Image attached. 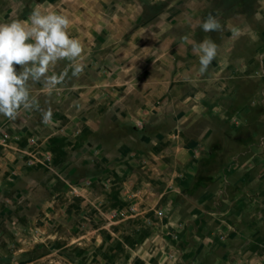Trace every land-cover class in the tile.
Segmentation results:
<instances>
[{
	"label": "rangeland",
	"instance_id": "obj_1",
	"mask_svg": "<svg viewBox=\"0 0 264 264\" xmlns=\"http://www.w3.org/2000/svg\"><path fill=\"white\" fill-rule=\"evenodd\" d=\"M0 1L4 4L5 0ZM12 1L13 8H24V14L37 3L44 6L49 2ZM54 4L59 10L62 7L64 11L73 10L76 13L70 17L72 21L85 23L89 30L100 28L102 34L104 27L122 20L130 23V28L139 27L134 50L139 55L128 60L131 54L121 53L116 56L121 61H111L104 54L109 46L96 45L91 53L97 60L86 64L87 74L75 78L69 73V78L51 95L42 92L41 84L32 85L43 109L51 107L53 113L74 109L68 115L75 117L77 124L69 129L53 117L45 125L41 113L31 111L37 123L29 125L33 131L29 144L45 147L41 150L51 160L54 157L58 168L55 167L56 173L52 172L37 160L28 164L39 165L19 163L13 166L14 174L0 176V264H55L58 254L53 253L55 249L51 246L57 241H69L72 230L82 232L85 228L82 216L87 212L103 214L106 209L101 202L107 199L101 197L114 198L110 207L127 212L124 198L130 192L137 194L139 186L133 184L134 174L139 175L148 167L155 170L153 167L162 155L173 161L175 151L183 150L187 140L192 148H186V152L191 151L198 160L193 178L214 198L201 207L216 216L217 226H228L220 230L219 236L208 240L211 247L204 260L208 263L213 255L221 257L229 250L249 249L250 257L258 260L257 264H264V0H54ZM209 13L221 22L222 32L202 31L200 25ZM233 26L239 29V35L232 34ZM130 33L127 29L126 36ZM185 36L195 42L210 36L217 43V58L207 72H199L198 57L184 41ZM65 64L59 62L57 71L63 70ZM165 71L171 77L166 93L168 101L164 103L159 98L156 101L160 103L155 104L152 101L159 90L153 81L157 75L168 79ZM85 87L91 88L97 98H103L95 116L106 106L111 110L121 106L120 112L115 109L99 119L93 131L84 125V118L88 117L85 110L77 112L79 107L74 105L75 90ZM108 91L115 93L113 98ZM109 101L112 103L108 104ZM173 104L176 107L169 110L167 106ZM2 122L10 120L0 115ZM6 133L8 139L10 134ZM180 137L183 140L178 141ZM200 152L202 155L194 157ZM16 157V161L20 160ZM157 173L149 180L155 182L153 189L158 193L162 188L159 183L168 171ZM127 174L132 176L131 181L122 186L124 194L120 198L119 189L106 190L105 182L110 184L112 176L116 181ZM176 176L182 178L181 174ZM71 181L82 182L79 184L87 185L90 191L73 201L68 196ZM66 184L71 187L65 188ZM55 191L68 201L50 211L53 208L50 203L41 202L49 194L55 195ZM93 191L94 205L89 202L93 200ZM166 210L157 206L159 215ZM137 211L138 208L132 212ZM48 215L46 227L54 235L43 236L36 227L33 234L27 231L29 226H40ZM13 236H20L18 244L23 245L18 253L12 251L16 243ZM109 236L106 234L104 244L111 249L116 242L113 235ZM101 244L95 241L90 245L98 251L95 257H109L110 252ZM66 249L71 251L62 254L66 264H87L88 249L81 239Z\"/></svg>",
	"mask_w": 264,
	"mask_h": 264
},
{
	"label": "crops",
	"instance_id": "obj_2",
	"mask_svg": "<svg viewBox=\"0 0 264 264\" xmlns=\"http://www.w3.org/2000/svg\"><path fill=\"white\" fill-rule=\"evenodd\" d=\"M53 1L54 0H49V2L44 4L43 7L46 9L50 8L62 11L69 17L75 16L76 12H73L71 9H68L67 11L63 10L65 7H62L60 10L57 9V5H53ZM12 3V0H5L4 4L0 1V22H7L11 18L27 19L28 14L23 13L24 8H13L14 6ZM127 29H130L131 32L128 36H126ZM138 29H133V27L130 28V23L122 20L118 24L116 23L108 27H104L102 34L100 28L89 30L85 27V23L78 24L72 21V27L69 31L72 35L81 40L86 50L84 63L90 65L91 61L97 60V56L91 53V51H93V47L96 45L109 46V48L104 49V54H106L111 61H121L118 57H116L121 53L131 54L128 56V60L131 56H133V59H136V56L139 55L134 52L135 46L139 40L137 32ZM124 60L125 58L123 61ZM57 65L54 66L52 69L53 71H55ZM65 65L67 66V62ZM119 71L120 68L116 73ZM56 72L59 73L57 68ZM84 73H88L87 66ZM164 73L167 74V71ZM167 75L169 77L168 79H166L167 77L164 78L162 75H157V79L153 81L156 85V89L159 90V93H156L157 97H154V101H152L155 104L160 103V101H156V99L159 98H161L160 100H163L164 103L168 101L166 93L168 92L167 90L170 89H168V87L171 77L169 74ZM99 92L100 91L98 90L97 93ZM75 93L77 96V99L74 102L75 108L79 107L77 112H80L83 109L85 110L88 117L84 118V125H89V130L92 131L99 125V119L111 114V112L115 109L119 110L121 107L112 108L111 110L109 106H106V110L101 111L95 116L94 114L99 110V106L97 105L101 100H103L102 96L97 98L93 95V91L89 87L75 90ZM107 94L110 98H113L115 93L113 91H108ZM116 94L119 93L117 92ZM49 97L50 96H47L46 98ZM51 99L52 98H50V100ZM111 103L112 102L109 101L108 104ZM166 105H169V102ZM167 107L171 110L174 109L176 105ZM72 110L74 109L69 110V112L64 110L59 113L54 112L53 117L58 122L66 124L69 129H73L77 124V119L68 115ZM35 113L38 114V112ZM62 113L65 115H62ZM135 115V118L139 116L137 113ZM121 117L123 116L121 115ZM90 118L94 119L90 120ZM30 123H37V119L33 117L31 111H24L23 109H21L17 120H10L9 123H0V130L10 134V137L6 139L5 143L0 142L1 177L8 175L9 172L14 174L16 167L14 168L13 166H16L19 163H24L28 166L39 165L38 162L34 165L28 164L37 160L42 161V167H46L48 170H53L52 172L55 171L56 173V168L58 167L56 166L54 157L53 160H51V158L49 161L45 160L44 155L46 156V152L41 150L45 149V147L42 148V146L37 147L29 144V137L30 135H33L31 134L33 131H30L29 129ZM167 137L169 138L168 135ZM169 139L171 140V138ZM181 140H183V137L178 139V141ZM186 142V147H184L183 150L179 149L180 151H175L173 161H167L165 159V155H162V158L159 157L156 161L157 165L153 167L155 170L148 167L145 171L140 172L139 175L134 174L132 177L127 174L126 177H122L123 183L121 182V177H119L120 179L117 178L116 181H114L113 179L116 178L114 176L111 177L110 184L105 182L106 190L109 189V191H111V189H119L117 193L119 198L122 194H124L123 188L125 187V182L130 180L131 177L133 179V184L139 185L136 188L137 194L136 192H130L131 195L128 194L127 197L125 196L124 198V208L127 212L124 211V213H121L119 209H112V207H110V203L111 201H114V198L109 199L108 196L101 197L100 199H104V197L107 199V201L104 200L105 202H101L103 209H106L103 214L102 212L99 213L96 211L87 212L84 216H82L83 224H85V228L82 232L73 233L72 230L70 231L71 239L69 241H57L55 245L53 244V246H51L55 249L53 253L58 254L55 264H66V262L62 260V254L66 251L71 252L66 249V247L79 239L87 245V251L89 254V257L87 256L89 258L87 264H257L258 260L255 261L254 258L250 257V254H248V252H250L249 249L229 250L221 257L213 255L211 261L209 260L208 263L204 260L205 253L210 252L211 246L209 245L208 240L219 236L220 230H226L228 226L225 224L217 226L218 222L216 220V216H212L211 214L209 215V213H206V211L201 207L202 205L209 204L214 198L208 191L204 190L206 187L201 185V182H199L198 179L194 180L193 173L195 172L194 169L197 168L198 160L197 158H193L191 151L186 152V148H192L191 141L187 140ZM118 154L122 156V152H119ZM198 155H202V153H195L194 157ZM16 156H19L20 160L16 161L15 158H18ZM158 171H168V175H166L163 180L160 178L163 182L159 183L158 180H156V183L162 185V188H160L157 193L153 189L155 182L150 181L149 179L158 176ZM179 174L182 175V178H178V176H176ZM174 178H176L177 181L174 180ZM76 183L78 182L71 181L72 187L70 184H66V186H64L65 188L68 186L71 187L70 192L68 190V196L73 199V201H75V198L83 197L84 194L87 193L86 190L90 189L89 187H86L87 185L81 186L79 183L82 182H79L78 184ZM73 185L80 188H74ZM74 189H76L77 192H74ZM58 193L59 192L56 191L55 195L48 193L49 195L46 201L41 203H43V205L45 203H50L49 205L53 207L49 209L50 211L55 210V206H65V202L68 200L63 197L60 198ZM94 195L95 192L93 191L91 194L93 200H88L92 205L95 203ZM39 203L40 202H38V204ZM157 206L167 209L166 212L163 215H159L157 213ZM137 208V213L132 212ZM44 211H48V208H44ZM60 212L61 211H59L58 214H60ZM72 217L73 216H70V219ZM48 220L49 215L48 218H44L42 220V224H40V226H29L27 231L30 230L33 234L34 230L38 229V233L43 236L54 235L51 234L46 227ZM34 227H36V229ZM106 234L108 237H110L109 235H113V239L116 242L115 246L110 247L111 249H108L107 244L106 246L104 244ZM18 237L20 236H13L12 238V240L16 242L15 245L13 244V253L20 252L23 247L22 244H18ZM59 237L61 236H56V238ZM95 241L101 242V247L103 249H108L107 251L110 252L109 257L99 255H96L95 257V253H98V251L90 246ZM98 245L100 246V244ZM69 264L74 263L69 262Z\"/></svg>",
	"mask_w": 264,
	"mask_h": 264
},
{
	"label": "clouds",
	"instance_id": "obj_3",
	"mask_svg": "<svg viewBox=\"0 0 264 264\" xmlns=\"http://www.w3.org/2000/svg\"><path fill=\"white\" fill-rule=\"evenodd\" d=\"M70 17L53 9L35 4L27 19L11 18L0 22V115L15 121L24 111H39L42 122L48 125L53 118L51 107L43 109L32 92V85L41 84L42 92L51 95L66 78L80 77L86 68V50L79 38L70 33ZM205 33L222 32L221 22L211 13L200 25ZM232 34L239 29L231 27ZM194 55L199 60V72H207L218 55V45L210 37L200 42L189 40ZM58 62H67L59 73L53 71Z\"/></svg>",
	"mask_w": 264,
	"mask_h": 264
},
{
	"label": "built area",
	"instance_id": "obj_4",
	"mask_svg": "<svg viewBox=\"0 0 264 264\" xmlns=\"http://www.w3.org/2000/svg\"><path fill=\"white\" fill-rule=\"evenodd\" d=\"M0 131H1V130H0ZM0 136L2 137L1 140H0V142H1V143H5V142H6V138H7V133L2 131L1 134H0ZM50 158H51L50 155H48V156L45 157V159H46L47 161H49ZM75 191H76V189H74V192H75Z\"/></svg>",
	"mask_w": 264,
	"mask_h": 264
}]
</instances>
